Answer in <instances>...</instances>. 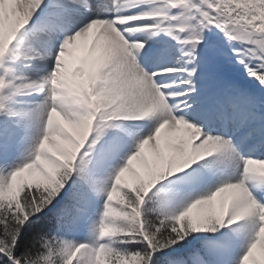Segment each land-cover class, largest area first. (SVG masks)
<instances>
[{
    "label": "snow or ice",
    "instance_id": "6c2138e0",
    "mask_svg": "<svg viewBox=\"0 0 264 264\" xmlns=\"http://www.w3.org/2000/svg\"><path fill=\"white\" fill-rule=\"evenodd\" d=\"M0 264H264V0H0Z\"/></svg>",
    "mask_w": 264,
    "mask_h": 264
}]
</instances>
